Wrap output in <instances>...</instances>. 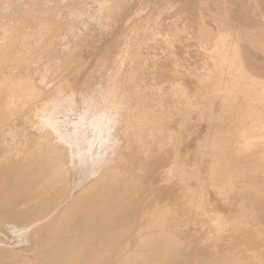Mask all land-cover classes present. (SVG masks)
<instances>
[{"label":"bare ground","instance_id":"6f19581e","mask_svg":"<svg viewBox=\"0 0 264 264\" xmlns=\"http://www.w3.org/2000/svg\"><path fill=\"white\" fill-rule=\"evenodd\" d=\"M212 1L189 71L185 19L150 29L162 63L131 42L144 22L125 57L89 68L84 18L116 25L128 2L0 0V264H264V64L248 53L264 56V25L234 27L236 0Z\"/></svg>","mask_w":264,"mask_h":264},{"label":"rangeland","instance_id":"374dc122","mask_svg":"<svg viewBox=\"0 0 264 264\" xmlns=\"http://www.w3.org/2000/svg\"><path fill=\"white\" fill-rule=\"evenodd\" d=\"M124 1L127 3L126 5H124V6H126V7H124L123 6V4H125L124 3ZM134 1V2H133ZM164 1L165 2H168V3H164ZM171 1V2H170ZM230 1V0H229ZM229 1H228V3H229ZM233 1V0H232ZM241 0H236L234 3L233 2H231V3H233V4H231V5H233V7L229 4L228 5V7H229V9H227V11L228 10H230V11H228L229 12V15L231 14L232 16L230 17V16H228L229 17V19L230 18H232L233 16V20L232 19H230V20H232L233 22H231V23H234L235 22V24L234 25H236V26H234L233 24H231V25H233L234 27H237V26H239L241 23V25H240V27H245V28H247V29H244V30H250V31H252L253 29L254 30H256L257 28L256 27H258L259 29H260V27L261 26H263L264 25V13H262V12H264V0H251V2H250V0L248 1V0H244V2H240ZM252 1L254 2V5H253V3H252ZM130 2H133V3H130ZM184 2V3H183ZM237 2V3H236ZM257 2H258V4H257ZM169 3H173L172 4V6H171V4H169ZM178 3V4H177ZM186 3H188V5L186 4ZM191 3V4H190ZM215 3H216V1H215ZM239 3V5H237ZM121 4H122V6L125 8V9H127V11H125V9H122V10H124V12H122L121 10H120V12L122 13L121 14V16H120V19L121 20H123V22H121V20L119 19L118 20V22L116 23V25L113 23L112 24V20L110 19V18H107V17H105L104 15H100V14H98V13H100L99 11H98V13L96 12V15L95 16H97V17H90V15H88L87 17H85L84 19H85V21H86V19H87V22L83 25V27H82V32L84 33V34H86L87 35V33L86 32H88V35H87V37L85 36V35H83V37H85V39L83 40V42L84 43H82V41L79 43V45L81 46V44H82V51L80 50V48L78 49V52H79V54L82 52V53H84V54H80V55H83L84 56V62L86 61V62H88L89 61V57H92V62H90L89 64V68L91 67H93L94 65H93V63L95 64V66H96V62L94 61V59L97 61V58L99 57V56H101V55H99V54H102V56H107L108 54H111V56H121V54H122V58L123 57H125V54L124 53H126L127 54V52H126V50H124V48H126V47H129V46H131L132 47V44H130L129 45V43H127V42H130V38H133V31L136 29V28H138L140 25H142V24H144V22H146V26H148V27H146V30H149L150 31V29L153 27V26H155L154 28H152V29H156L157 28V26H156V24H158L157 23V21L156 20H159L160 22H162V20H163V22H162V24H164V25H166V26H168V27H170L168 24H170V22H171V24H173L174 22H176V21H178V20H182V22H183V19H185V21L187 22L186 23V25L189 27H187L188 28V32L189 33H184L185 34V36L187 35V34H190L192 31H194L195 30V32H192V33H195L194 34V36H196V32L198 31V29H199V27H200V24L199 23H201V20L203 19V22L204 21H206V22H204L205 24L207 23V26H208V28L210 27V28H212V29H216L215 28V25L216 26H218V23H217V20L215 19V18H213V17H211L210 18V14L213 16L214 14H212V12L215 10L216 12H220V10L219 9H221V8H218V5H216L217 6V8L215 7V4H214V1H212L211 0V2L209 1V0H121ZM161 4H162V6H164L163 4H165L166 6H164V7H162L161 6ZM171 6H169V5ZM255 4L256 5H258L257 7V9H255L256 8V6H255ZM131 5V6H130ZM135 5V6H134ZM186 5V6H185ZM237 5V6H236ZM241 5V6H240ZM243 5H244V7H243ZM251 5V6H250ZM253 5V6H252ZM24 6V5H23ZM130 6V8L128 9V7ZM133 6V7H132ZM168 6L170 7V8H168ZM174 6V7H173ZM185 6V8H183ZM192 6V7H191ZM202 6V7H201ZM211 6V7H210ZM231 6V7H230ZM240 6V7H239ZM260 6H262V7H260ZM172 7H173V9H172ZM180 7V8H179ZM201 7V8H200ZM209 9H208V8ZM214 8V10H213V8ZM247 7V8H246ZM134 8V9H133ZM162 8V9H161ZM234 9L233 11L231 10V9ZM236 8V9H235ZM237 8H238V10H237ZM247 9V10H245V9ZM252 8V9H251ZM259 8L260 9H262V10H260V11H262V12H259ZM131 9V10H130ZM181 9V10H180ZM190 9V10H189ZM194 9V10H193ZM198 9H202V10H198ZM210 9H212V10H210ZM242 9V10H241ZM255 9V10H254ZM168 10H170V11H168ZM174 10H176V11H174ZM184 10V11H183ZM205 10H207V11H205ZM218 10V11H217ZM222 10V9H221ZM223 10H224V8H223ZM235 10H237V11H235ZM239 10H240V12H239ZM148 11V12H147ZM152 12V18H150V14H151V12ZM178 11L181 13V16L178 14ZM189 11H192V12H189ZM196 11H200V14L199 13H197L196 14ZM203 11V12H202ZM205 11V12H204ZM209 11H210V13H209ZM212 11V12H211ZM215 11H214V13H215ZM226 11V10H225ZM235 11V12H234ZM126 12V13H125ZM158 12V13H157ZM164 12V13H163ZM188 12L190 13L189 14V16L191 17L190 19H188L189 18V16L187 15L188 14ZM201 12H202V17L203 18H200V20H198V17L199 16H197V15H200L201 16ZM245 12H248V13H245ZM60 13V12H59ZM125 13V14H124ZM149 14V16H148V14ZM167 13V14H166ZM206 14V17H204V15ZM208 13V14H207ZM262 14V18H261V15H259V14ZM127 14V15H126ZM161 16H160V15ZM164 14V15H163ZM171 14H176V15H171ZM196 14V15H195ZM217 13H215V15H216ZM221 14V13H220ZM234 14V15H233ZM239 14V15H238ZM241 14V15H240ZM248 14V15H247ZM98 15H100V16H98ZM146 15H147V17H146ZM157 15V16H156ZM171 15V16H170ZM185 17V18H182L183 16ZM218 15V14H217ZM235 15H237V16H235ZM246 15V16H245ZM92 16V15H91ZM103 18H102V17ZM154 16V17H153ZM170 16V17H169ZM208 16H209V18H208ZM222 16V15H221ZM240 16V17H239ZM242 16H243V18H242ZM119 17V16H118ZM118 17H117V19H118ZM173 17V18H172ZM178 17H180L179 19H178ZM236 17V18H235ZM92 18H94V19H92ZM99 18H101L100 20H98ZM147 18V19H146ZM150 18V19H149ZM155 18V19H154ZM162 18V19H161ZM187 18V19H186ZM241 18V19H240ZM102 19H104L103 21H101ZM110 19V20H109ZM149 19V20H148ZM151 19H152V21H151ZM164 19H165V21H164ZM167 19V20H166ZM171 19H172V21H171ZM192 19H193V21H192ZM211 19H215L216 20V22H212V21H215V20H211ZM228 19V20H229ZM239 19V20H238ZM65 20H66V22L69 20L70 21V16L68 15V14H66L65 15ZM64 20V21H65ZM188 20H190V22L188 21ZM208 20H210V21H208ZM236 20V21H235ZM68 21V22H69ZM98 21V22H97ZM101 21V22H100ZM111 21V22H110ZM140 21H142L141 22V24H140ZM184 21V22H185ZM191 21H192V23H191ZM195 21V22H194ZM208 21V22H207ZM244 21V22H243ZM262 23V25H261V23ZM67 22V23H68ZM108 22V23H107ZM111 24H110V23ZM121 22V23H120ZM148 22H150V23H148ZM180 22V21H179ZM194 22V23H193ZM212 22V23H211ZM118 23H120V24H118ZM152 23V24H151ZM156 23V24H155ZM211 23V24H210ZM215 23H217V24H215ZM237 23V24H236ZM239 23V24H238ZM247 25H245V24ZM194 24V25H193ZM209 24V25H208ZM244 24V25H243ZM112 25H114V26H116V27H114V26H112ZM145 25V24H144ZM151 25V26H150ZM198 25V26H197ZM88 27V28H85V27ZM165 26V27H166ZM192 26V27H191ZM212 26V27H211ZM92 27H93V29L95 28H98L97 29V32L95 31H91V29H92ZM168 27H166V28H168ZM250 27V28H249ZM253 27H255V28H253ZM122 28H124V29H122ZM140 28V27H139ZM149 28V29H148ZM252 28V29H251ZM85 29H86V31H85ZM88 29V30H87ZM94 29V30H95ZM121 29V30H120ZM152 29H151V31H152ZM243 29V28H242ZM122 30H124V31H122ZM192 30V31H191ZM149 31H146L147 32V35L146 36H144L143 38H144V40H145V42H144V40H142L143 41V44H138V41L140 40V38H133L132 40H131V42L132 43H135L136 42V44L137 45H135V50L136 51H139V52H142V56L140 55V57L141 58H143V56L146 58V57H148L149 59H151V58H153V59H151V60H156V61H158L159 60V62H163V61H161V60H163L162 58H164L165 57V52L163 51V48H161V47H156V48H154L153 49V47L152 46H150V44L153 42V40L151 39V34L153 33V32H149ZM82 32H80V36H81V33ZM126 33L127 34V36H130V37H128V38H123V37H121V38H119L120 36L119 35H121L122 33ZM82 33V34H83ZM91 33H92V35H91ZM93 33H94V35H93ZM121 33V34H120ZM132 33V34H131ZM190 34V35H187L186 37H184L183 39H177L176 41H175V43L176 42H178V43H176V44H178L177 46H178V48H177V50L179 51V53H178V55H179V58L181 57V59L184 61V64L189 68V71H190V69L192 70L194 67H197L198 65H200V63H202L200 60L202 59V56L201 55H199V54H197L198 52H196L198 49H196V48H198V46H197V44H196V42H195V37H192L193 36V34ZM89 36H90V39H89V41L91 42V44L87 41L88 40V38H89ZM93 36H95V37H93ZM118 36V37H117ZM124 36H126V35H124ZM150 36V37H149ZM53 37V36H52ZM79 37V36H78ZM83 37H80V39L78 38V40H82V38ZM91 37H93V38H91ZM54 38V37H53ZM52 38V40H54V39H56V38H54L53 39ZM116 38H118V39H116ZM193 38V39H192ZM72 39V38H71ZM93 39V40H92ZM126 39L128 40V41H126ZM149 39V40H148ZM67 40V39H66ZM94 40H95V42H94ZM97 40V41H96ZM124 40V41H123ZM185 40V41H184ZM259 40V39H258ZM55 41V40H54ZM62 41H64V40H62ZM118 41V42H117ZM134 41V42H133ZM150 42V44H149V42ZM89 44H88V43ZM181 42V43H180ZM187 42V43H186ZM257 42H259V41H257ZM140 43H142V42H140ZM183 43V44H182ZM186 43V44H185ZM191 43V44H190ZM192 43H194L195 44V46H194V44H192ZM97 46H96V45ZM109 44V45H108ZM114 44V45H113ZM115 44H120V47L118 48V47H116L115 48V46H117V45H115ZM84 45V46H83ZM107 47H106V46ZM189 45V46H188ZM193 47H192V46ZM79 46V47H80ZM98 46H99V48L100 49H102V50H100V49H98ZM112 47V46H114L113 47V49H115V50H113V49H111L110 50V47ZM181 46V47H180ZM183 46V47H182ZM186 46V47H185ZM190 46L192 47V48H190ZM102 47V48H101ZM180 47V48H179ZM63 50H62V49ZM61 48H59V52H58V54H61L63 51H64V48L63 47H61ZM107 48H109V50L107 49ZM189 48V49H188ZM195 48V49H194ZM96 49H98V51L96 50V52H94ZM107 49V50H106ZM193 49H194V51H193ZM255 49H256V51H255ZM58 50V49H57ZM94 50V51H93ZM105 50H106V52H105ZM186 50V51H185ZM258 50V51H257ZM81 51V52H80ZM100 51H102L103 53H106L105 55L102 53V52H100ZM109 53H108V52ZM113 51V52H112ZM156 51V52H155ZM161 51V53H159ZM184 51V52H183ZM187 51H189V52H187ZM93 52V53H92ZM97 52H99V53H97ZM147 52H149L148 54H147ZM186 52V53H185ZM191 52V53H190ZM192 52H194V53H192ZM252 52V53H251ZM94 53H97V54H95V56H94ZM108 53V54H107ZM121 53V54H120ZM159 55H158V54ZM189 53V54H188ZM248 53H250L249 55L251 56V57H253V58H255V59H253V60H256L255 62H260V63H262V64H264V61L262 62V58H263V60H264V56L261 54V51L258 49V48H254V49H248ZM113 54V55H112ZM119 54V55H118ZM186 54H188L187 56H186ZM96 55H99L98 57H96ZM150 57H149V56ZM182 55V56H181ZM185 55V56H184ZM190 55V56H189ZM195 55H196V57H195ZM89 56V57H88ZM108 56H110V55H108ZM159 56H160V58H159ZM188 56H189V58H188ZM258 56V57H257ZM94 57H96V58H94ZM183 57V58H182ZM192 57V58H191ZM258 59H257V58ZM85 58H89V59H86L85 60ZM200 58V59H199ZM161 59V60H160ZM165 60H166V57L164 58ZM194 59V60H193ZM199 59V60H198ZM260 59H261V61H260ZM189 60H190V62H189ZM259 60V61H258ZM193 65H192V64ZM198 63V64H197ZM86 64H88V63H86ZM188 64H189V66H188ZM197 64V65H196ZM136 65V64H135ZM191 65H192V67L193 68H191ZM94 66V67H95ZM264 66V65H263ZM199 67V66H198ZM95 69V68H94ZM169 69V68H168ZM185 69V68H184ZM90 70H92V69H90ZM165 70H167L166 68H165ZM194 70H197V69H194ZM162 71V70H161ZM187 72V71H186ZM167 73V72H166ZM165 73V74H166ZM260 73V72H259ZM262 73V72H261ZM170 74H172V73H170ZM262 74H264V72L262 73ZM173 75V74H172ZM172 75H168V77L167 78H171V76ZM174 76V75H173ZM177 77V76H176ZM162 78V80L164 81H168L167 80V78L165 79H163V77H161ZM191 77L189 76V80H188V77H187V81H189V82H191ZM158 80H160L161 82H159V84L160 83H162V85H166V82L164 81V84H163V82H162V80L161 79H158ZM192 83V82H191ZM161 85V84H160ZM160 85H158V86H160ZM162 85H161V87H162ZM207 124L206 123H204L203 125H202V127H203V131H204V133H207V131L206 130H208V126H206ZM207 128V129H206ZM207 134H209V135H211V133H209V131H208V133Z\"/></svg>","mask_w":264,"mask_h":264},{"label":"snow or ice","instance_id":"6c2138e0","mask_svg":"<svg viewBox=\"0 0 264 264\" xmlns=\"http://www.w3.org/2000/svg\"><path fill=\"white\" fill-rule=\"evenodd\" d=\"M109 131L112 130L113 121L109 120ZM42 125L45 128L51 129L58 137H61V131L59 128V122L54 119V116H48L47 118H42ZM63 139V137H62Z\"/></svg>","mask_w":264,"mask_h":264}]
</instances>
